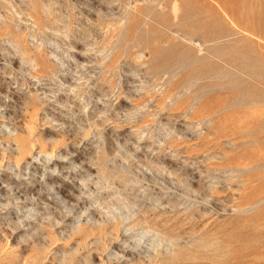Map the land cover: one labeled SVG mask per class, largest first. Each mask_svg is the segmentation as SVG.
<instances>
[{
  "label": "rangeland",
  "instance_id": "1",
  "mask_svg": "<svg viewBox=\"0 0 264 264\" xmlns=\"http://www.w3.org/2000/svg\"><path fill=\"white\" fill-rule=\"evenodd\" d=\"M0 264H264V0H0Z\"/></svg>",
  "mask_w": 264,
  "mask_h": 264
}]
</instances>
